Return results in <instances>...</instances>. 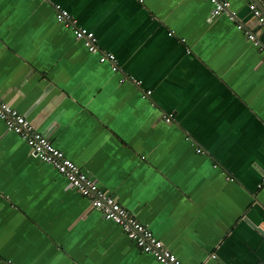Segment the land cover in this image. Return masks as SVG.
I'll return each mask as SVG.
<instances>
[{
    "label": "crops",
    "instance_id": "0c3cea01",
    "mask_svg": "<svg viewBox=\"0 0 264 264\" xmlns=\"http://www.w3.org/2000/svg\"><path fill=\"white\" fill-rule=\"evenodd\" d=\"M228 1L250 26L255 0ZM52 3L94 33L116 70ZM211 10L209 0H0V96L183 264H258L264 53ZM7 262L159 264L0 119Z\"/></svg>",
    "mask_w": 264,
    "mask_h": 264
},
{
    "label": "built area",
    "instance_id": "2783aa9c",
    "mask_svg": "<svg viewBox=\"0 0 264 264\" xmlns=\"http://www.w3.org/2000/svg\"><path fill=\"white\" fill-rule=\"evenodd\" d=\"M50 1V0H47ZM212 4L211 14L217 16L222 12L227 13L230 21L236 24V28L242 30L246 39L257 49L264 53V0L250 2V26L240 22L234 12H229L228 0H209ZM261 5V8L259 5ZM55 20L71 36L82 42L87 51L98 54V61H108L111 69L116 70L115 56L108 51H102L97 44L94 33L77 24L75 18L58 3H52ZM150 92L147 91L146 94ZM0 119L3 120L7 130L12 131L25 142L27 146L42 160L52 165L55 170L66 178L70 186L81 196L87 199L90 206L100 212L101 216L117 224L121 231L141 251L150 254L159 264H183L143 223L134 218L115 198L102 190L97 182L84 173L76 163L67 158L63 152L51 144L46 136L38 132L29 120L17 110L12 108L0 96ZM169 121L170 116H165ZM264 182V176L261 183ZM6 264H12L7 262ZM258 264H264V260Z\"/></svg>",
    "mask_w": 264,
    "mask_h": 264
},
{
    "label": "water",
    "instance_id": "95a60500",
    "mask_svg": "<svg viewBox=\"0 0 264 264\" xmlns=\"http://www.w3.org/2000/svg\"><path fill=\"white\" fill-rule=\"evenodd\" d=\"M259 5V7L261 8V5L260 4H258Z\"/></svg>",
    "mask_w": 264,
    "mask_h": 264
}]
</instances>
